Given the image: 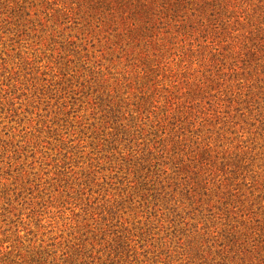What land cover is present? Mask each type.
I'll return each instance as SVG.
<instances>
[{"label": "rangeland", "instance_id": "374dc122", "mask_svg": "<svg viewBox=\"0 0 264 264\" xmlns=\"http://www.w3.org/2000/svg\"><path fill=\"white\" fill-rule=\"evenodd\" d=\"M0 264H264V0H0Z\"/></svg>", "mask_w": 264, "mask_h": 264}]
</instances>
